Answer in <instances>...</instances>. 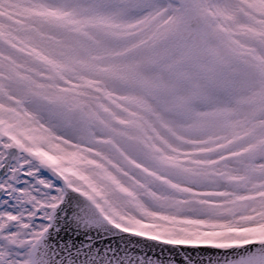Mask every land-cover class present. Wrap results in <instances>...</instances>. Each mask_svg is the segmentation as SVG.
Here are the masks:
<instances>
[{
    "label": "rangeland",
    "instance_id": "obj_1",
    "mask_svg": "<svg viewBox=\"0 0 264 264\" xmlns=\"http://www.w3.org/2000/svg\"><path fill=\"white\" fill-rule=\"evenodd\" d=\"M188 6L218 79L163 71ZM3 118L122 228L264 239V0H0Z\"/></svg>",
    "mask_w": 264,
    "mask_h": 264
},
{
    "label": "flooded vegetation",
    "instance_id": "obj_2",
    "mask_svg": "<svg viewBox=\"0 0 264 264\" xmlns=\"http://www.w3.org/2000/svg\"><path fill=\"white\" fill-rule=\"evenodd\" d=\"M175 13L178 19L173 17L170 24L179 25L176 38L179 30L191 29L194 14L188 8L182 14ZM167 16L161 15L164 19ZM202 32L210 48L205 24ZM171 50L174 57L167 58V70L172 79L180 69H185L186 60H193L195 71L207 72L211 68L216 70L217 79L222 77L220 66L227 62L225 56L219 58L220 66H215L199 61L194 43L178 42ZM0 128H3L0 130V264H29L34 247L48 229L64 196L63 187L52 170L71 183L59 163L49 162L46 155L27 146L21 133L6 129L4 118L0 119Z\"/></svg>",
    "mask_w": 264,
    "mask_h": 264
},
{
    "label": "water",
    "instance_id": "obj_3",
    "mask_svg": "<svg viewBox=\"0 0 264 264\" xmlns=\"http://www.w3.org/2000/svg\"><path fill=\"white\" fill-rule=\"evenodd\" d=\"M31 264H264V242L224 249L148 238L110 224L65 185L64 202Z\"/></svg>",
    "mask_w": 264,
    "mask_h": 264
}]
</instances>
